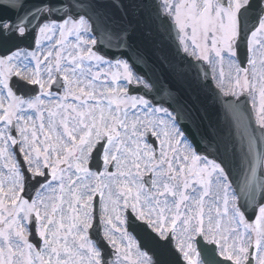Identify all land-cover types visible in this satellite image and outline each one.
<instances>
[{
	"label": "snow or ice",
	"instance_id": "1",
	"mask_svg": "<svg viewBox=\"0 0 264 264\" xmlns=\"http://www.w3.org/2000/svg\"><path fill=\"white\" fill-rule=\"evenodd\" d=\"M0 264H264V0H0Z\"/></svg>",
	"mask_w": 264,
	"mask_h": 264
},
{
	"label": "water",
	"instance_id": "2",
	"mask_svg": "<svg viewBox=\"0 0 264 264\" xmlns=\"http://www.w3.org/2000/svg\"><path fill=\"white\" fill-rule=\"evenodd\" d=\"M174 50L175 49L173 48V51ZM150 63H156L154 57L152 58V60H150ZM201 65H202V63H201ZM205 68H207V67H205ZM144 70L145 69L143 67L138 69V71H140L141 74H143ZM195 72H196V70L193 69V71L191 73L193 79L195 78V75H196ZM208 73H209V70H208ZM154 75L157 77H161L165 83H169V84L175 83V81L173 80L168 69L164 66L159 65L158 63H156V70L154 72ZM136 88H137V86L132 85L133 90L130 92V94L136 95L137 94L135 91ZM192 94L196 95L198 97L199 105L204 109V111L206 112L207 118L210 119L212 122H217V121L226 122V121L232 119L231 113L223 106L222 103H220L219 101H217L215 99L213 91H209L207 88H205L202 91L201 90H194ZM182 97L184 99H189V96L186 92H182ZM32 194H34V191ZM94 203H95V209H96L97 220H98V218H99V200H98V198L95 200Z\"/></svg>",
	"mask_w": 264,
	"mask_h": 264
},
{
	"label": "rangeland",
	"instance_id": "3",
	"mask_svg": "<svg viewBox=\"0 0 264 264\" xmlns=\"http://www.w3.org/2000/svg\"><path fill=\"white\" fill-rule=\"evenodd\" d=\"M224 71H225V74L227 75V73H228V71H229L227 65H225ZM211 74H212V73H211ZM134 85H135V84H134Z\"/></svg>",
	"mask_w": 264,
	"mask_h": 264
}]
</instances>
